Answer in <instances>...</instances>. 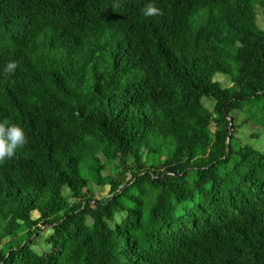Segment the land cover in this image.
<instances>
[{
  "label": "trees",
  "instance_id": "obj_1",
  "mask_svg": "<svg viewBox=\"0 0 264 264\" xmlns=\"http://www.w3.org/2000/svg\"><path fill=\"white\" fill-rule=\"evenodd\" d=\"M150 2L0 0V264H264V3Z\"/></svg>",
  "mask_w": 264,
  "mask_h": 264
},
{
  "label": "clouds",
  "instance_id": "obj_2",
  "mask_svg": "<svg viewBox=\"0 0 264 264\" xmlns=\"http://www.w3.org/2000/svg\"><path fill=\"white\" fill-rule=\"evenodd\" d=\"M162 10L157 6L155 0H151L144 9L145 17H152L161 14ZM19 62L16 59H9L3 66V71L9 75L14 74ZM28 141L25 129L18 123L3 120L0 121V163L13 159L17 150Z\"/></svg>",
  "mask_w": 264,
  "mask_h": 264
},
{
  "label": "rangeland",
  "instance_id": "obj_3",
  "mask_svg": "<svg viewBox=\"0 0 264 264\" xmlns=\"http://www.w3.org/2000/svg\"><path fill=\"white\" fill-rule=\"evenodd\" d=\"M255 1H260L262 3H264V0H255ZM256 25L257 26H264V10H261L258 12V17H257V21H256ZM250 27H254V23H250L249 24ZM237 66H238V62L237 61H234L232 67H231V74L233 76L236 75L237 73ZM215 76H219V73H217ZM219 81L223 84V85H229V79L227 77H224V76H219ZM216 79V77H215ZM239 116H241V113H239ZM242 117V116H241ZM240 117V118H241ZM249 131V129H243L240 133H244L246 134L247 132ZM150 135V134H149ZM157 136V135H156ZM158 137V136H157ZM161 140V139H160ZM156 142V141H155ZM152 146H156V150L159 151V152H164V151H167L169 149V146H170V143L169 142H166V143H161L158 141V145L154 144ZM154 159H157V158H154ZM82 171L84 172V167L82 168ZM108 172V170L106 171V173ZM110 173L113 174V178L116 179L118 177L117 173H115L113 170L110 171ZM127 179L130 178V175H127L126 177ZM102 188L99 189L97 186H92V191H93V195L96 197V198H100L104 195L107 194V189H106V185H102L101 186ZM149 190H151L150 188H148ZM147 191H145L146 193Z\"/></svg>",
  "mask_w": 264,
  "mask_h": 264
},
{
  "label": "water",
  "instance_id": "obj_4",
  "mask_svg": "<svg viewBox=\"0 0 264 264\" xmlns=\"http://www.w3.org/2000/svg\"><path fill=\"white\" fill-rule=\"evenodd\" d=\"M229 135H228V137H227V139H229L230 138V135H231V131H232V118L231 117H229Z\"/></svg>",
  "mask_w": 264,
  "mask_h": 264
}]
</instances>
